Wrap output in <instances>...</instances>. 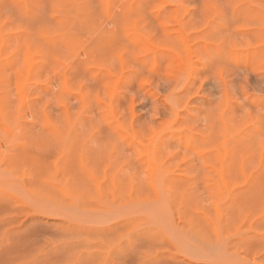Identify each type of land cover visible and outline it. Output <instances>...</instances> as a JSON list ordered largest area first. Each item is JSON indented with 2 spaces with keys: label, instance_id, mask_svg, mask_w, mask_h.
I'll list each match as a JSON object with an SVG mask.
<instances>
[{
  "label": "rangeland",
  "instance_id": "rangeland-1",
  "mask_svg": "<svg viewBox=\"0 0 264 264\" xmlns=\"http://www.w3.org/2000/svg\"><path fill=\"white\" fill-rule=\"evenodd\" d=\"M0 264H264V0H0Z\"/></svg>",
  "mask_w": 264,
  "mask_h": 264
},
{
  "label": "bare ground",
  "instance_id": "bare-ground-1",
  "mask_svg": "<svg viewBox=\"0 0 264 264\" xmlns=\"http://www.w3.org/2000/svg\"><path fill=\"white\" fill-rule=\"evenodd\" d=\"M33 220V219H32ZM36 222H37V220H36ZM39 222V221H38ZM59 230V229H58ZM50 238V237H49ZM46 239V238H45ZM52 241H53V239H51ZM56 241V240H55ZM48 245V244H47ZM57 247V246H56ZM54 248V247H53Z\"/></svg>",
  "mask_w": 264,
  "mask_h": 264
}]
</instances>
